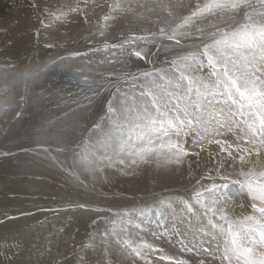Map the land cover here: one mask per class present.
Returning a JSON list of instances; mask_svg holds the SVG:
<instances>
[{"label": "snow or ice", "instance_id": "snow-or-ice-1", "mask_svg": "<svg viewBox=\"0 0 264 264\" xmlns=\"http://www.w3.org/2000/svg\"><path fill=\"white\" fill-rule=\"evenodd\" d=\"M31 6L37 10L40 8L36 3ZM65 7L67 13L80 14L86 23L91 22L88 0H84L83 5L77 2ZM108 8L110 11L103 16L104 21L110 17L114 19L113 12L117 9L123 10L118 4H110ZM205 13L216 15L224 21L225 27L214 25L207 32L203 27L196 29L200 38L192 41L193 50L180 56L175 49L185 51L180 47L185 43L184 38L195 35L181 30L186 29L193 17ZM65 14L62 11L60 16ZM169 15H172L171 11ZM0 28L7 32L10 25ZM157 35L161 39L157 40ZM165 40L169 43L165 44ZM110 49L113 50L111 58L103 63L113 67L100 74L98 79L101 82L89 89L92 95L85 97L86 106L76 101L81 111L73 112L68 130L61 129L54 137L57 151L72 152V145L77 144L84 154L82 163L93 172L102 170L97 161L108 159L111 162L107 151L98 154L91 145L95 130L104 127L91 115L93 108L98 106L111 124L107 134L109 140L101 142V148H111L112 154L117 156L126 153L133 165L145 161L149 155L159 157L163 150L176 157L173 161L166 156V163H180L182 157L191 155L196 159L190 173L202 165V153L208 151L206 171L196 174V184L192 189L194 194L180 202L179 213L177 205L170 200L159 201L162 210H152L154 219H148V212L140 209L139 223L135 225L139 230L136 235L126 230L123 220L117 229V221L109 217L113 228L111 231L104 229L98 247L93 239V249L97 253L94 258L88 255L83 243V255L75 248L71 250L74 253L72 258L67 251L57 249V256H53L50 249L44 251L37 248L35 251L39 255L34 258L33 250L27 244L10 237L4 239H11L12 243L0 244V264H111L110 258L104 255L105 249L109 257L117 252L126 254L131 258V264H138L141 260L145 264H155L145 256V250H150L167 264H206L203 257L213 255L212 244L219 240L215 231L218 228L225 236L222 259L232 264V256H235L236 264H241V261L242 264H264V0H208L202 5L197 4L191 15L175 26L159 27L158 33L151 32L148 36L133 34L120 43H105L104 50L107 52ZM166 49H173L166 53L165 58L167 55L176 57L171 65L179 73L178 78L164 70H146L140 63L152 64L155 69L156 60ZM99 50L95 47L91 49L94 52ZM71 56L86 57L87 52L75 51ZM205 61L209 69L208 77L195 75ZM88 63L91 64V61ZM73 67L74 78H77V73L81 76L86 73L82 66L74 64ZM189 72L193 74L189 75ZM121 76L126 82L140 85L138 96L117 88L116 94L109 93L113 99H108L103 95L104 82L113 79L119 82ZM184 81H187L186 87ZM77 131L81 133L79 137L76 136ZM86 132L92 133L87 140L84 137ZM227 133L234 135L235 141L230 143ZM188 137H191L190 147H186ZM205 143L216 145L218 150L205 149ZM19 147L22 151H30L22 145ZM14 155L11 149L0 151V158ZM253 155L255 160L250 159ZM118 162L121 165L126 163L124 159ZM205 179L210 183H202ZM233 186L238 187L236 196L229 191ZM248 200H251L250 205ZM195 205H199V209ZM249 206L253 213L259 215H240L239 218L229 215L237 207L244 209ZM79 207L87 208V205ZM33 214L23 209L19 212L20 217ZM115 215L121 216L120 213ZM217 217L224 221L226 229L215 222ZM17 218L4 213L0 224L6 226L7 221ZM193 218L201 225L205 220L207 223V227L197 226L195 229V232H202L199 242L193 232ZM185 222L188 227L182 228ZM145 230L151 233L153 241L163 244L167 239L169 244H178L182 253L198 259L190 261L168 255L163 247L143 238ZM216 248L219 251L218 243ZM44 256L48 257L46 261Z\"/></svg>", "mask_w": 264, "mask_h": 264}, {"label": "bare ground", "instance_id": "bare-ground-1", "mask_svg": "<svg viewBox=\"0 0 264 264\" xmlns=\"http://www.w3.org/2000/svg\"><path fill=\"white\" fill-rule=\"evenodd\" d=\"M77 2L83 5L84 0H0V26L10 25L7 32L0 28V151L11 149L15 154L6 159L0 158V217L4 213L18 217L7 221L6 226L0 224V244L12 243L11 239L5 241L4 238L16 237L33 250L34 258L39 255L35 251L37 248L44 251L50 249L53 256H57V249L67 251L72 258L74 253L71 250L75 248L76 252H81L82 243L88 255L94 258L97 253L93 249V239L98 247L104 229L111 231L113 228L109 217L117 221V229L123 220L126 230L136 235L139 230L134 222L139 221L136 217H139L140 209L148 212V219H154L152 210H162L159 201L170 200L177 205L179 213L180 202L194 194L192 189L196 184V174L206 171L205 166L208 165V151L202 153L203 163L195 168L194 173H190V167H194L196 157L191 155L182 157L180 163H166V156L173 161L176 157L163 150L159 157L149 155L145 161H138L135 165L126 153L113 155L111 148H101V142L109 140L107 134L111 124L98 106L93 108L91 115L104 127L95 130L91 145L98 154L107 151L111 162L108 159L97 161L102 170L93 172L82 163L84 154L77 144L72 145V152L57 151L54 137L61 129L68 130L73 112L81 111L76 101L86 106L85 97L92 95L89 89L101 82L98 79L100 74L113 67L103 63L111 58L113 51L106 52L105 43H120L133 34L148 36L151 32L158 33L159 27L175 26L191 15L197 4L202 5L208 0H88L90 23H86L80 14L67 13L65 6ZM34 3L39 4V10L31 6ZM110 4L121 5L123 10L117 9L113 12L114 19L110 17L104 21L103 16L110 11ZM62 11L66 14L60 16ZM214 25L225 27L224 21L216 15L205 13L193 17L186 29L181 31L187 30L195 35L184 38L185 43L180 47L185 51H175L180 56L186 55L187 51L193 50L192 41L200 38L196 29L203 27L207 32ZM156 39L161 38L157 35ZM163 42L169 43L166 40ZM93 47L100 50L91 51ZM75 51L87 52V56L72 57L71 53ZM171 51L173 49H166L161 53L155 69L152 64L140 63L146 70H164L178 78L179 73L171 65L176 57L167 55L165 58L166 53ZM61 57L65 59L60 60ZM74 64L84 67L86 73L82 76L77 73V78H74ZM195 75L208 77L206 61ZM183 83L186 87L187 81ZM103 88V95L113 99L109 93L116 94L117 88L138 96L140 85L126 82L121 76L119 82L106 80ZM117 106H121L119 102ZM80 135L77 131L76 136ZM90 135L91 132L84 133L85 140ZM226 138L230 143L236 139L231 133H227ZM21 145L30 151H22ZM190 146L191 137H188L186 147ZM205 149L218 150L216 145L207 143ZM119 159H124L126 163L121 165ZM250 159L255 160V155ZM236 169L238 172L239 162ZM202 183L210 181L205 179ZM232 190V195L236 196L238 187L234 186ZM87 203L90 204L87 208L79 207ZM195 207L199 209V205ZM21 209L34 214L20 217ZM200 212L202 215L203 210ZM116 213L121 216H116ZM233 214L237 218L240 215H259L253 213L250 206L244 209L237 207L234 213H229L230 216ZM127 216H130L129 219ZM133 216L136 217L131 221ZM193 219V232L199 242L202 232H195V229L197 226L207 227V223L205 220L201 225L199 220ZM215 222L227 228L218 217ZM187 227L185 222L182 228ZM215 231L219 240L212 244L213 255H205L203 259L206 264H229L227 259H222L225 236L219 228ZM89 232L91 234L88 235ZM143 238L163 247L174 258L198 259L182 253L178 244H169L167 239L163 244L153 241L147 230ZM144 254L155 264H167L150 250H145ZM104 255L110 258L111 264H131V258L126 254L117 252L109 257L105 249ZM43 259L46 261L48 257ZM236 259L232 256V264H236ZM138 264L145 262L141 260Z\"/></svg>", "mask_w": 264, "mask_h": 264}, {"label": "rangeland", "instance_id": "rangeland-1", "mask_svg": "<svg viewBox=\"0 0 264 264\" xmlns=\"http://www.w3.org/2000/svg\"><path fill=\"white\" fill-rule=\"evenodd\" d=\"M77 180H79V179H77ZM79 181H80V180H79ZM151 181H152V180H151ZM80 182H81V181H80ZM82 183H83V185H84L86 188H89V185H88L85 181H82ZM84 183H85V184H84ZM87 186H88V187H87ZM235 187H236V186H235ZM233 188H234V186H233V187H230L229 191H230V192L233 191V190H232ZM188 195H189V194H188ZM86 205H90V204L87 203ZM129 217H130V216H127L128 219H129ZM135 217H136V216L131 217V218H130L131 221H132V218H133V220H134ZM136 218H137V217H136ZM134 223H135V225H136V224L139 223V221H138V222H134ZM91 231H92V230H91ZM89 234H91V232H89L88 235H89Z\"/></svg>", "mask_w": 264, "mask_h": 264}]
</instances>
